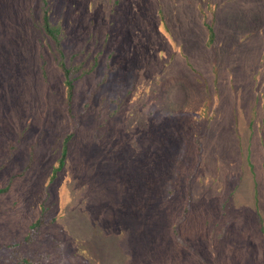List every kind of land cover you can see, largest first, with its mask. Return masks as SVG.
I'll return each mask as SVG.
<instances>
[{"label":"rangeland","instance_id":"374dc122","mask_svg":"<svg viewBox=\"0 0 264 264\" xmlns=\"http://www.w3.org/2000/svg\"><path fill=\"white\" fill-rule=\"evenodd\" d=\"M47 2L92 72L71 118L44 0H0V264H264V0ZM225 182L258 204L223 227L199 200Z\"/></svg>","mask_w":264,"mask_h":264},{"label":"trees","instance_id":"16d2710c","mask_svg":"<svg viewBox=\"0 0 264 264\" xmlns=\"http://www.w3.org/2000/svg\"><path fill=\"white\" fill-rule=\"evenodd\" d=\"M47 0H44V8H43V24L41 28L45 32V34L53 41V44L55 46V61L56 65L61 69L63 75H64V80H65V86L67 88V99L66 103L68 106V114L71 118H74L73 112H72V103H73V97L75 93V83L80 80L81 78L85 77L86 75L90 74L92 72V69L86 70L83 68V65L81 64H74L71 63L68 65L67 63V56L65 54L64 50V45H63V36H62V28L60 25H54L51 20H50V12L47 9ZM207 32H208V39L206 42V46L211 48L214 44L215 41V31H214V25L213 22H205L204 23ZM45 64V63H44ZM44 70V68H43ZM44 73L46 75V71L44 70ZM117 100V99H116ZM118 100L122 102V99L119 97ZM112 102V101H111ZM113 116V115H112ZM75 131H73L71 134H69L65 140H64V146H63V152L62 156L59 160V165L56 169H54L52 179H55L57 173L62 170V168L65 165L67 155H68V143L70 140L74 137ZM201 149V148H200ZM32 158V157H31ZM33 158L31 159L29 165L27 168H30L31 163H32ZM10 186V185H9ZM9 186L0 189V195L3 193H6L9 190ZM189 206H187V209L185 210L186 212L188 211ZM49 208L48 207H43L42 208V213L40 217L31 224L30 229H29V234L25 238L23 243L19 244H12L9 246H6L9 248V250L15 248V247H20L22 244H29L32 243L35 240V237L39 234L40 230L42 229L43 226L49 224L50 220L47 218V212ZM175 238L177 242L186 247L190 248L187 244H185L181 238H179V235L177 234L178 232L175 231ZM2 248V247H1ZM13 259L14 264H38L36 259H33L28 256H24L22 254H19L18 252L14 251L11 253V260Z\"/></svg>","mask_w":264,"mask_h":264},{"label":"crops","instance_id":"0c3cea01","mask_svg":"<svg viewBox=\"0 0 264 264\" xmlns=\"http://www.w3.org/2000/svg\"><path fill=\"white\" fill-rule=\"evenodd\" d=\"M249 166L252 165L249 163ZM252 170L253 168L251 169V171ZM250 179L251 181H253L252 174L250 175ZM228 183H232V188H230V190L227 189ZM239 187H240L239 185H236V182H225L221 186V192H220L221 196L220 195L212 196V197L203 196V198L199 200L200 202L199 211L201 212L200 214H204V215L206 214L208 217H211L212 219L222 216V218L226 219V223H224L223 225V227H225L227 224L229 226L233 220H239L242 217H244L243 213L244 210H246L247 208L251 207L252 209L256 210L258 203L256 202L257 195L255 191L253 193V196H251L252 198L242 197L239 196V194H236ZM247 203L249 204L248 206ZM256 214H257L256 215L257 218L262 220L260 213L257 212ZM261 232L264 234L262 227H261Z\"/></svg>","mask_w":264,"mask_h":264}]
</instances>
